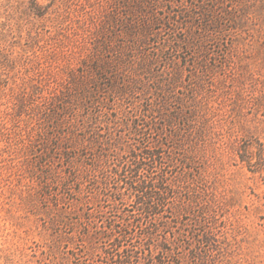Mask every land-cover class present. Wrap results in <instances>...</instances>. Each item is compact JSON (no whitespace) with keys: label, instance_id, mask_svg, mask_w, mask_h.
<instances>
[{"label":"rangeland","instance_id":"374dc122","mask_svg":"<svg viewBox=\"0 0 264 264\" xmlns=\"http://www.w3.org/2000/svg\"><path fill=\"white\" fill-rule=\"evenodd\" d=\"M168 1L153 2L158 18L173 13ZM174 1L214 8L215 23L205 28L195 15L175 32L172 26L155 25L152 33L138 35L134 61L152 60L150 73L142 75L148 96L159 100V81L170 96V114L184 116L165 133L177 130L187 137L192 131L179 153L195 154L188 175L201 203L192 214L199 215L204 206L214 219L223 251L217 264H264V0ZM238 1L244 18L234 26L223 12ZM129 2L0 0V264L102 260L97 253L92 261H74L68 245L55 243L70 230L52 225L48 203L29 200L23 177L29 126L18 106L36 87L56 86L79 70L106 23L116 45L128 42L126 26L134 19ZM186 6L175 10L187 11ZM163 142L168 144L166 137ZM193 216H183L182 223ZM77 248L83 255L81 243Z\"/></svg>","mask_w":264,"mask_h":264},{"label":"trees","instance_id":"16d2710c","mask_svg":"<svg viewBox=\"0 0 264 264\" xmlns=\"http://www.w3.org/2000/svg\"><path fill=\"white\" fill-rule=\"evenodd\" d=\"M131 2L128 42L116 45L106 23L79 70L56 86L36 87L29 101L20 102L19 116L29 126L23 175L29 200L48 203L52 225L70 230L55 243L68 245L74 261H92L100 253L97 264H217L223 251L214 219L204 206L192 214L201 203L188 175L195 154L179 153L192 131L185 138L177 130L165 133L184 116L170 114V96L159 81V100L148 96L142 75L153 62L143 58L136 64L133 58L138 35L152 33L155 25L175 32L197 15L208 28L215 11L170 0L173 13L158 18L153 11L158 0ZM238 3L223 12L234 26L244 18ZM185 6L187 11L175 10ZM81 207L90 210L77 211ZM188 215L196 218L182 223Z\"/></svg>","mask_w":264,"mask_h":264}]
</instances>
